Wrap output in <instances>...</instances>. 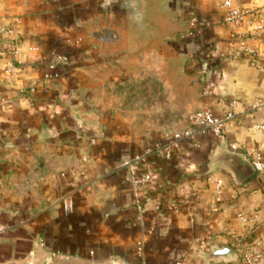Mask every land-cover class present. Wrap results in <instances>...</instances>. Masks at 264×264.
<instances>
[{
  "label": "crops",
  "instance_id": "crops-1",
  "mask_svg": "<svg viewBox=\"0 0 264 264\" xmlns=\"http://www.w3.org/2000/svg\"><path fill=\"white\" fill-rule=\"evenodd\" d=\"M234 6L237 27L217 0H0V264H240L264 250V173L241 183L228 158L264 151V0ZM199 28L217 49L213 96ZM203 109L232 115L223 137L138 161ZM201 245L237 258L207 263Z\"/></svg>",
  "mask_w": 264,
  "mask_h": 264
},
{
  "label": "built area",
  "instance_id": "built-area-1",
  "mask_svg": "<svg viewBox=\"0 0 264 264\" xmlns=\"http://www.w3.org/2000/svg\"><path fill=\"white\" fill-rule=\"evenodd\" d=\"M217 1L224 10L223 24L225 26L237 27L242 24L247 12L234 6L236 0ZM188 15L192 17L193 20H197L196 14L193 10H189ZM3 32V20L0 19V58L5 55L6 49L2 38ZM190 37L192 38L196 60L199 62L198 73L205 81L204 93L206 96H213L217 93L218 82L214 79H211L209 75L215 65V55L217 54V49L204 44L202 40V30L200 28L191 32ZM65 63L66 60L64 59H55L50 65L51 72L45 76V81L50 83L55 80L59 76L57 71L62 70L63 72ZM35 88L36 87L34 86L31 89L32 92L35 91ZM236 106V101H232L230 103V107L235 108ZM231 117L232 115H228L226 119H221L216 117L209 110L203 109L197 111L190 117L188 128L186 130L176 133L173 139L167 144L156 143L152 145L145 155L142 158H139L138 161L141 163H146L149 158L154 156H160L166 161L179 158L181 157L184 143L187 141H195L196 137L200 134L212 133L215 136L223 137L227 133V122ZM249 154V160L252 162L255 171L257 173H264V151L262 149H253ZM153 171L154 169L152 167L145 169L143 175L135 179L134 183L136 185L151 183L153 181ZM217 184L220 194L222 182L218 181ZM182 192L185 196L189 194L187 189H183ZM201 250V252H207L204 245H201ZM238 260L240 264H264V250L255 252L249 248H245L239 252ZM175 264H185V260H178Z\"/></svg>",
  "mask_w": 264,
  "mask_h": 264
},
{
  "label": "water",
  "instance_id": "water-1",
  "mask_svg": "<svg viewBox=\"0 0 264 264\" xmlns=\"http://www.w3.org/2000/svg\"><path fill=\"white\" fill-rule=\"evenodd\" d=\"M228 158L239 164L240 176L242 177L240 182L243 183L255 175L256 171L252 162L236 153H229ZM207 263L218 262L220 260L236 259V254L229 248L212 249L211 252H201L199 254Z\"/></svg>",
  "mask_w": 264,
  "mask_h": 264
}]
</instances>
